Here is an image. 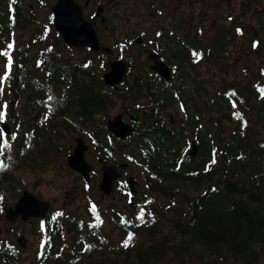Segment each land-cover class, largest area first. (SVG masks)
<instances>
[{
	"label": "trees",
	"instance_id": "trees-1",
	"mask_svg": "<svg viewBox=\"0 0 264 264\" xmlns=\"http://www.w3.org/2000/svg\"><path fill=\"white\" fill-rule=\"evenodd\" d=\"M48 63L51 72L55 71V66H62L54 59H49ZM103 69L109 71L108 63ZM68 70L66 65L63 74L66 81ZM72 72L68 89H59L63 97L57 96L58 88L33 90L26 109L41 104L42 111L35 121L37 123L41 117L43 130L40 137L22 136L15 142L14 151L11 150L14 134L7 139L2 153L4 160L0 164V196L15 194L19 184L17 171L25 165L39 164L48 149L44 146L45 137L48 135L51 139L49 134L57 132L60 122L71 132H84L94 151L109 164L123 160V151L137 148L136 161L133 160L147 192L136 198L134 213H143V219H140V233L132 235L129 246L118 248L111 244L96 210L87 206L84 213L53 214L54 218L49 217L46 226L52 237L44 245L36 264H163L166 259L176 264H259L264 261V139L246 133L253 130L252 123L264 129V90L256 94L255 99H260L257 108L250 107L239 97L238 106L233 110L231 101L234 95L237 97L236 89L226 90L208 112L223 111L224 105L231 110L229 115H222L218 120L210 118L206 123L203 118L192 115L190 127L184 128L168 122L164 114L172 90L159 91L156 84L144 90L131 84L118 96L124 104H130L129 114L134 122L133 134L122 141L111 135L105 123L99 120L115 102L114 92L108 90L95 69L85 64L74 63ZM57 78H61L60 73ZM175 89L182 96L181 89ZM145 92L147 96L143 101ZM223 119L235 122L227 142L224 141ZM190 130L211 134L204 136L212 143L210 146L201 134L195 141L198 154L206 156L200 162L189 155ZM35 146L39 149L34 150ZM204 187V193H191ZM157 201L163 206H156ZM110 210L111 219L125 233V225L115 209ZM173 213L169 219L159 217ZM68 232L71 236L64 246ZM64 250L68 254H64ZM0 259L3 264H22L15 251L5 246L0 248Z\"/></svg>",
	"mask_w": 264,
	"mask_h": 264
},
{
	"label": "flooded vegetation",
	"instance_id": "flooded-vegetation-1",
	"mask_svg": "<svg viewBox=\"0 0 264 264\" xmlns=\"http://www.w3.org/2000/svg\"><path fill=\"white\" fill-rule=\"evenodd\" d=\"M41 1L0 0V79H3L5 74L8 76L3 80V91L0 92V113H3V120L0 121V157L2 156L0 164L4 160L2 146L4 147L8 142L10 135L14 134L15 137L20 136V138L28 135L40 137L44 125L41 123V117L38 118L37 123L35 117L42 111L41 104L40 107H32L33 110H27L26 104L32 97L33 90L40 91L41 87L58 88L57 96L63 97L59 89H68L67 85L73 78L74 60L70 51L83 50L98 56L102 66L108 63L109 71L111 63L122 61L126 64V74L120 84L107 86L104 83L110 92H114L113 97L122 96L131 84L140 86L144 90L156 84L159 91L163 88L181 89L182 96L178 91L177 95L183 102L180 105L186 107L188 98L194 97L197 102L199 100L198 85L201 82L198 80V72L204 62L209 59L216 61L218 74L226 78L238 65L234 61L235 52L232 48L238 44V55H240L246 49V45H251V42L253 47L260 46L254 39L250 40L247 37L243 24L248 15L247 8L251 9L253 6L254 9H258L262 0H241V6H235V0H73L82 9V18L91 24L96 32L99 43L97 51L92 49L91 45L84 48H70L56 29L54 14L52 20L55 32L52 27L49 35L43 31L39 24ZM58 1L55 0V6ZM123 26H125L124 31ZM235 34L241 38L239 42H237L238 38L235 39ZM60 40L69 56L66 60H64L65 55L58 50L57 43ZM8 44H12L13 47L9 49ZM131 48L133 51L127 54ZM4 52H8L12 57L10 70L7 66L8 57L2 55ZM106 57H109L108 62L105 60ZM110 57L115 58L112 60ZM49 59H54L56 64L60 62L62 66H55L54 72L49 71ZM157 63H165L168 66L172 73L170 82L159 75L155 68ZM66 65L69 69L68 81L63 77ZM238 69L240 71L239 67ZM58 70L61 74L60 79L57 78ZM109 71L104 72L102 79ZM176 73L180 75L175 76ZM192 73L196 74L192 76L190 75ZM227 83H232L231 88L223 82L222 89L231 90L237 84L233 80H227ZM172 93L175 96V92ZM37 94L40 97V93ZM146 96L147 92L144 93L143 101ZM114 98L115 102L110 107L116 105L117 100L122 99ZM125 105L129 107L130 104ZM127 110L128 114L129 109ZM131 120L133 122V119ZM133 123L131 125L134 128ZM4 124L10 128L8 133L2 130ZM65 130L69 131L66 128ZM17 141L19 139L12 140L11 145L14 146V150L17 149L15 143ZM36 149H39V146H35L34 150ZM129 178H124L123 183L117 181L113 194L120 192L125 198L129 193L126 184ZM49 203L50 212L46 219H41L46 223L49 217L54 218L52 203ZM126 216L132 215L127 213ZM7 221L12 223L8 219ZM30 221L23 222L18 218L15 224H30ZM51 237L46 227L45 242L41 245L37 259ZM13 239L16 237L11 241ZM21 239L24 241L25 238L21 236ZM7 242V238L0 241V248L6 246Z\"/></svg>",
	"mask_w": 264,
	"mask_h": 264
},
{
	"label": "rangeland",
	"instance_id": "rangeland-1",
	"mask_svg": "<svg viewBox=\"0 0 264 264\" xmlns=\"http://www.w3.org/2000/svg\"><path fill=\"white\" fill-rule=\"evenodd\" d=\"M54 3L55 0H42L40 4L39 24L43 31L47 32L48 35L50 34L51 27L53 32H55L52 20V8L55 6ZM234 4L235 6H241V0H235ZM246 11L248 15L245 24H243L245 33L250 40L254 39V41L258 42L260 46L253 47L251 42V45H246V49L242 51L240 55H238V44L232 48L235 52L234 61L238 65L235 66L234 71H232V73L226 78L218 74V70H216V61L209 59L204 62L200 72H198V80L201 82L198 85V102L197 99L188 98L185 103L186 107L180 105V103H183L181 98L178 97L177 91L174 88H171L170 90H172L171 92H175V96L172 94V98L167 101V108L164 112L167 116L168 122L172 121L174 125L176 124L181 125L184 128H189L192 115H197L199 118H203L205 123L209 121L210 118L218 120L222 115H229L231 110L237 108L238 105L236 100H238L239 97L241 100H245L250 107H258L260 99H255L256 94L258 91L262 92L264 90V0H262V4L259 5L258 9H254L252 6L251 9L247 8ZM122 30H125V26L122 27ZM237 38V42H239L241 38L235 34V39ZM61 42L62 41L60 40L57 43L58 50L62 55H65L64 60H66L69 56L66 53L65 46H63ZM132 51L133 48L129 49L127 54H130ZM120 53L122 54V51H120ZM70 55L73 57L74 63L85 64L86 66L95 69L101 77L103 76L104 69L100 63L101 59L98 58V56L83 50L70 51ZM114 58L115 57H110L112 60H114ZM108 59L109 57L105 58L106 62H108ZM238 67L240 68V71ZM261 72L263 73L261 74ZM194 74L196 73L190 75L193 76ZM178 75L180 74L176 73L175 76ZM227 80H233L237 83L234 87L236 89L237 97L234 95V98H232V109L229 110L228 107L223 105V111L213 109L211 110V113H209L208 109L213 102H219L220 93L226 91V88L222 89V83L225 82L226 85L231 88L230 84L232 83H227ZM247 82H249L248 85H246ZM256 89L257 91H255ZM114 97L118 99L117 96ZM252 99L253 101H251ZM195 102L197 103L196 106ZM126 106L127 105L124 104L123 99L119 101L117 100L116 105L111 106L105 113L99 116V120H102L106 125L109 120L114 119L119 115H123L124 121L131 125L133 122L130 119V114H127L128 107ZM248 119L254 122V119L250 116H248ZM250 125L253 130L249 132L245 130L246 133L264 139V129L255 123ZM222 126L224 128V141L227 142L230 140V135L235 129V122H229L228 119H223ZM56 131L55 134H49L51 139L48 138V135L45 137L44 146L48 149H46L44 153L45 156L39 164L25 165L22 169L17 171L19 184L16 187L15 194H8L3 196V199H0V241L5 238L8 239L5 247L14 250L22 264H36L37 256L41 252V245L45 242V228L47 226L45 220L38 219H30V224L21 223L24 226H21V224L18 223L15 224V222L9 223L7 221L6 212L17 203L25 191L34 194L42 201L51 202L54 215H59L68 211H79V213H84L87 206L89 209L96 210V212L100 214L99 218L102 228L110 237L111 244L117 245L118 248L124 247V242L129 234L135 235V232L140 233L139 228L141 227V221L138 217L141 213L137 211L134 213L135 209L132 210L129 208V200L131 197L130 190L125 198L122 197L120 192L112 194L113 196L111 195L112 197L110 196L109 198L103 196L99 191L102 179L101 168L98 162L99 155L94 151L93 144L89 138L83 135L84 132H81L80 134L78 131H66L65 128L60 125V122L57 123ZM188 134L190 136V148L192 147V142L198 139L199 134L203 136V139L207 142V146L212 144L209 139L204 138V136L211 135L206 131L196 132L190 130ZM80 138H83L85 143L89 146L85 158L94 167L92 180L89 184L68 166V157L73 154V151L77 147V139ZM15 139H20V136H16ZM131 144L134 145V141L131 142ZM11 150L14 151V146L11 147ZM123 153L125 154L123 160L117 159L116 161H111L110 164L119 166L120 164L127 163L130 166L126 171H121L123 179L121 178L118 183L125 182V179L128 177L136 179L138 182V194L136 195V198H138L143 192L147 191L144 185H142L143 178L140 175L139 167L133 160L135 159L136 161L135 157L137 155V148L134 151H123ZM204 157L197 152L194 161L200 162ZM204 191L205 187L199 190H193L191 193L193 195H199L204 193ZM161 205L163 206L161 201L156 202V206L162 207ZM110 208L115 209L122 225H125V233L119 228L118 224L111 219L112 215ZM127 213H131L132 216L127 217ZM173 215L174 213L171 215L165 214L164 217H159L165 220L171 218ZM132 217H134V219H132ZM141 233L142 235H145L144 230H141ZM21 236L25 238L24 241L17 243V240L21 239ZM70 236L71 233L69 232L68 238L64 236V246L69 243L67 242V239H69ZM14 237H16V239L11 241ZM136 238L139 239L140 236L136 235ZM142 238L144 237L142 236ZM66 253V250H64V254ZM0 264H3L1 263V259ZM163 264L176 263L170 259H166L163 261ZM259 264H264V261H260Z\"/></svg>",
	"mask_w": 264,
	"mask_h": 264
},
{
	"label": "water",
	"instance_id": "water-1",
	"mask_svg": "<svg viewBox=\"0 0 264 264\" xmlns=\"http://www.w3.org/2000/svg\"><path fill=\"white\" fill-rule=\"evenodd\" d=\"M54 22L58 33L61 35L65 43L70 48H84L91 45L92 49L99 50V43L96 32L91 24L87 23L82 18V9L73 0H59L53 8ZM111 70L104 75V83L107 86H117L120 84L126 74L127 66L122 61L111 63ZM159 75L167 82L171 81L172 73L165 63H157L156 67ZM108 131L119 140L125 141L133 134V126L126 123L123 115H119L113 120L107 122ZM2 130L6 133L10 131L8 125H2ZM89 150V146L83 138L77 139V147L73 154L68 157L69 168L80 174L86 183H91L94 167L86 160L85 154ZM198 145L192 143L189 155L192 160L197 156ZM102 179L99 186V191L103 196L110 197L114 193L115 183L122 178L121 171L128 168L127 163L119 166L111 165L104 159H98ZM130 190L129 208L135 209L136 195L138 194V182L133 177H130L126 182ZM51 204L47 201H42L34 194L25 191L17 203L6 212L7 219L14 223L18 218L23 222H28L30 219H46L50 212ZM23 239H20L21 243Z\"/></svg>",
	"mask_w": 264,
	"mask_h": 264
},
{
	"label": "snow or ice",
	"instance_id": "snow-or-ice-1",
	"mask_svg": "<svg viewBox=\"0 0 264 264\" xmlns=\"http://www.w3.org/2000/svg\"><path fill=\"white\" fill-rule=\"evenodd\" d=\"M13 2H15V0H13ZM238 31H239V29H238ZM12 47H13L12 44H8V48L9 49H11ZM2 55L8 57L7 66L9 68V70H10L11 67H12V63H13L11 55L8 52H4V53H2ZM7 78H8V76H7V74H5V76L3 77V79H0V92L3 91V80H6ZM2 120H3V113H0V121H2ZM15 138L16 137L14 135L11 137V139H13V140ZM0 199H3V197L0 196ZM138 219H141V220L143 219V213H141V215L138 217ZM131 240H132V234H129L128 237H127V239L124 242V247H128L129 246V243L131 242Z\"/></svg>",
	"mask_w": 264,
	"mask_h": 264
}]
</instances>
